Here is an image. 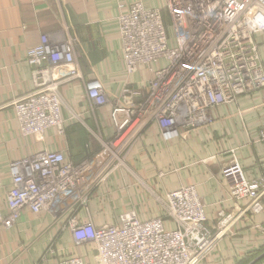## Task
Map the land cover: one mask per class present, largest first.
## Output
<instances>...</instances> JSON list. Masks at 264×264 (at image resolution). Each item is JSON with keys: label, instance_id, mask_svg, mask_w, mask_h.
Returning <instances> with one entry per match:
<instances>
[{"label": "built area", "instance_id": "obj_1", "mask_svg": "<svg viewBox=\"0 0 264 264\" xmlns=\"http://www.w3.org/2000/svg\"><path fill=\"white\" fill-rule=\"evenodd\" d=\"M116 25L129 76L116 98L97 80L85 83L77 38L67 29L64 37L43 34L28 48L35 88L14 103L21 134L43 136L52 128L64 133L62 86L81 80L95 116L96 130L88 127L101 146L79 163L53 148L12 161L8 214L0 208V222L13 227L24 210L58 216L78 243H94L93 264H200L243 214L264 212V177L248 179L236 158L221 175L229 196L248 202L240 214L220 212L216 232L206 224V205L194 185L167 193L166 216L143 218L132 208L115 222L96 225L90 207L102 185L133 172L126 155L152 125L162 141L176 139L208 124L215 107L264 87L258 41L264 0H167L163 8L135 1L116 17ZM103 106L110 107L108 138L98 119ZM259 138L264 142V126ZM59 264L89 263L66 255Z\"/></svg>", "mask_w": 264, "mask_h": 264}, {"label": "crops", "instance_id": "obj_2", "mask_svg": "<svg viewBox=\"0 0 264 264\" xmlns=\"http://www.w3.org/2000/svg\"><path fill=\"white\" fill-rule=\"evenodd\" d=\"M135 1L156 8L167 3V0H0V208L3 215L8 214L6 197L12 187V161L44 148L64 150L68 159H80L84 139L79 134L85 135L86 130L95 138V144L101 146L88 127H96L95 116L88 111L87 88L81 80L62 86L64 133L52 128L43 136L21 134L14 103L35 88L33 68L27 62L28 48L40 43L43 34L64 37L67 29L77 38L76 50L85 83L97 80L116 98L129 79L124 70L116 17L128 11ZM258 41L264 61V33L258 36ZM143 68L142 76L147 77ZM262 89L215 107L208 124L184 130L180 137L167 142L160 138L158 127L152 125L126 159L133 174L126 172L123 177L111 178L106 182L108 186L105 183L100 189V197L117 196L123 205L121 209L135 208L143 218L148 214L156 217L162 212L159 200H164L169 191L194 185L206 205V224L216 230L220 212L240 214L248 202L235 201L229 196L222 167L236 158L248 179L264 177V142L259 138L264 126ZM109 112L110 107L103 106L98 114L107 138L112 133ZM76 143L81 152L79 147L74 149ZM100 197L91 203L90 218L96 225L115 222L118 217L113 218L111 207L101 203ZM61 223L58 216L30 210H24L13 227L7 228L0 222V264H59L64 257H58V250L82 256L85 262L93 264L94 243H78L68 229L61 228ZM233 229L232 235L221 239L204 264H264V212L243 214ZM48 247L53 248V254L46 257ZM260 251L263 252L258 254Z\"/></svg>", "mask_w": 264, "mask_h": 264}, {"label": "rangeland", "instance_id": "obj_3", "mask_svg": "<svg viewBox=\"0 0 264 264\" xmlns=\"http://www.w3.org/2000/svg\"><path fill=\"white\" fill-rule=\"evenodd\" d=\"M71 34V33H70ZM72 35V34H71ZM79 58V57H78ZM263 89H264V87H262ZM262 88H260L259 90H261ZM262 89V90H263ZM95 130H96V127L94 126L93 127ZM100 128L102 129V131L104 130V128H103V126L100 124ZM98 129V128H97ZM259 135H260V132H259ZM140 140H141V138H140ZM130 152V151H129ZM129 152L127 153V155H126V159H127V157H128V154H129ZM123 174H126L125 172H123ZM166 175V173L164 174V176ZM114 184H117V183H113L112 185H113V187L116 189V188H118V187H116V185H114ZM105 185V184H104ZM104 185H102L101 187H100V189H103V187H104ZM106 186H108L107 185V183H106V185H105V187ZM172 191V190H171ZM103 193V192H102ZM167 195V194H166ZM99 200H100V202L101 203H103V202H105L108 206H110L111 207V211H112V216H113V218L115 219V218H117L118 217V215H119V213H121L122 211H124L123 209H121V207H120V205L121 206H123L122 205V203H121V200H120V198H117V196H115V197H110V196H107L106 197V195L105 196H101L100 198H99ZM166 200H167V197H165V199L164 200H159L160 201V203H161V205H162V207L160 206V209L162 208V212L161 213H159V215L158 216H166L165 214H166ZM252 214V213H251ZM254 215V214H253ZM153 217V216H152ZM147 218H151V215H147ZM212 231L213 232H216L217 231V229L216 230H213L212 229ZM234 231V229L232 228L230 231H229V233H227L226 235H232L231 233ZM226 235H224V236H226ZM224 236H222L221 237V239L224 237ZM221 239L219 240V242L221 241ZM219 242H218V244H219ZM52 247H53V245H52ZM217 247H218V245L217 246H215L214 248H213V250L212 251H210L206 256H205V258L203 259V261L200 263V264H204V262H205V260L207 259V257H209L216 249H217ZM51 249H53V248H50V247H48L47 248V250H46V252H45V254L44 255H46V257H49V256H52V254H53V252H51ZM263 251H260V252H258V254H261ZM69 256V255H72V254H65L63 251H59L58 250V257H64V256Z\"/></svg>", "mask_w": 264, "mask_h": 264}, {"label": "trees", "instance_id": "obj_4", "mask_svg": "<svg viewBox=\"0 0 264 264\" xmlns=\"http://www.w3.org/2000/svg\"><path fill=\"white\" fill-rule=\"evenodd\" d=\"M79 135L82 136L84 139V141H82V143H84V150H83V155L80 159H73L76 163H79V162L84 161L85 159L91 157L94 153H96L100 149V147L95 144V141H96L95 138L87 130L85 131V135H82V134H79ZM78 142L80 144V141H78ZM79 144L78 143L74 144L75 150L78 147L80 148ZM81 151H82V149L80 148L79 152H81Z\"/></svg>", "mask_w": 264, "mask_h": 264}, {"label": "bare ground", "instance_id": "obj_5", "mask_svg": "<svg viewBox=\"0 0 264 264\" xmlns=\"http://www.w3.org/2000/svg\"><path fill=\"white\" fill-rule=\"evenodd\" d=\"M83 182H85V180Z\"/></svg>", "mask_w": 264, "mask_h": 264}]
</instances>
